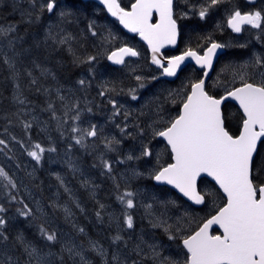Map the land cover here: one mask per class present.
I'll use <instances>...</instances> for the list:
<instances>
[{
  "label": "snow or ice",
  "instance_id": "obj_1",
  "mask_svg": "<svg viewBox=\"0 0 264 264\" xmlns=\"http://www.w3.org/2000/svg\"><path fill=\"white\" fill-rule=\"evenodd\" d=\"M222 2L223 0H204L198 9L199 17L204 19L211 8ZM27 3L31 10L27 11V19L24 21L26 23L38 22L45 13L51 15L59 9L58 0H27ZM99 3L107 9L108 13L116 17L124 28L138 34L148 44L152 53L151 63L162 69L165 76H176L181 64L191 58L205 70L203 77L207 78L209 70L213 67L216 50L227 47V45L211 41L203 54L187 49L181 55L165 58L161 54V49L167 45H176L180 35L177 20L174 18V0H134L130 10L122 8L118 0H99ZM249 3L254 4L255 0H249ZM192 10L195 11V6ZM153 13L158 15L156 22H152ZM58 14L62 20H67L71 15L70 12L62 10ZM181 15L186 16L187 13ZM244 25L264 32V12L255 10L242 13L239 8H234L228 14L227 26L234 33H240ZM88 29L93 36L97 35L93 23H89ZM16 31L17 28L14 25L6 28L0 26V39L6 40L8 48L13 51L15 38L12 34ZM47 38H53L50 30ZM70 39V35L64 36L56 42L63 45ZM209 40H211L210 37ZM68 50L72 52L71 47ZM138 55L139 53L131 47H120L108 55L107 59L114 64H125V57ZM0 57L15 76V61L2 51V45H0ZM94 59V56H88L83 62L91 63ZM76 61H79V57H76ZM241 68L243 71L233 73V78H238L240 85L226 90V94L219 98L210 95L206 90L205 79H198L191 83L190 93L183 99L177 116L164 119L160 116V110L157 109L158 119L149 127L153 128L154 137H160L166 141L167 146L170 147V159L173 162L161 165L159 154H157L158 166L148 173L149 177L160 184L171 185L189 201L202 205L206 203L207 198H214L216 195L214 192L198 191L197 181L203 174L215 181L223 192L224 200L221 205L216 206L215 214L199 221L194 229L191 227L192 222L182 217L177 218L175 223H169L168 219L164 218V213L156 215L151 211L153 205L145 204L146 214L155 217L154 221H150L152 226L161 228L168 240L178 242V246L182 245L183 258L164 256L161 244L147 243L141 239L133 249L136 255L141 257V261L134 260L132 264H142V261L148 260L151 264H264V151H262L264 149V56L254 55ZM248 69L252 71L249 72ZM28 75L31 76V73L29 72ZM135 79L139 87H144L143 77L137 75ZM31 83L35 84L36 80L33 79ZM78 83L84 85L85 81L81 79ZM16 87L19 88V85L17 84ZM129 91L131 98L136 100L138 98L135 94L136 89ZM104 94L105 92L100 93L102 96ZM229 98L234 100L242 111L237 135L230 134L221 113V105ZM59 99L64 102L65 116L68 115L69 110H75L76 115L72 119L78 121L80 119L78 101L70 105L65 102L64 96L59 95ZM14 102L21 105L26 103L20 95H14ZM109 103L112 104L113 115H119L116 103L112 100H109ZM48 110L52 113V119H58L51 103L48 105ZM88 110L91 111V109ZM22 124L26 131L33 127L28 121H22ZM156 124L162 126L156 127L154 126ZM71 131L81 133L74 139L76 144L83 147H87L83 143L85 138L98 135L96 125H90L87 129L73 126ZM121 131L123 132L124 129ZM141 134H143L142 130ZM114 143L119 141L114 138H105V147L109 150H112L111 146ZM0 145L7 147L3 139H0ZM21 146L24 147L23 143ZM55 150L54 147L45 149L40 143H34L31 145V150H27V155L39 164L45 151L54 152ZM152 155L150 148L144 145L140 157L129 155L127 159H140ZM101 162L110 173L111 164L103 159ZM134 174L142 175L140 172H134ZM0 178L7 181L4 185L6 188H17V184L2 167H0ZM56 178L63 185L62 178L59 175ZM134 195L131 191H125L117 199L127 209H133ZM9 199L14 201L15 196L10 194ZM20 203L23 204V201ZM103 207L104 205L101 204L100 208L103 209ZM6 211L7 209L0 205V214ZM17 211L23 217L31 215V209L27 204ZM65 212L69 213V210L66 208ZM123 215L127 228L132 229L133 216L128 212ZM96 216L102 221L100 211L96 212ZM6 223L4 215H0V243H6L9 239L4 231ZM214 225L220 229L219 234L212 233ZM79 232L84 233V229L80 228ZM40 233L50 244L57 242L55 232L49 233L41 228ZM122 240L123 237L117 234L112 238V243L117 244ZM16 241L27 256L26 264H53L54 256L59 260V264H67V261H71V264H91L86 252H92L98 256L100 264H127V259H121L119 251L112 252L109 258L108 250L97 241L89 240L86 249L83 245L64 244L58 253L51 250L43 252L42 249L26 241L22 234L17 235ZM143 244H147L148 252L141 247ZM124 247L127 248V241L124 242ZM0 264H14V262L11 256L0 253ZM15 264L19 262L16 261Z\"/></svg>",
  "mask_w": 264,
  "mask_h": 264
},
{
  "label": "rangeland",
  "instance_id": "obj_2",
  "mask_svg": "<svg viewBox=\"0 0 264 264\" xmlns=\"http://www.w3.org/2000/svg\"><path fill=\"white\" fill-rule=\"evenodd\" d=\"M203 2L204 0H196V3L190 1L187 4L189 9H193V6H195V10H198ZM259 7L264 9V2L261 3ZM211 9L216 11L218 6ZM183 13H187V15L182 16L181 14ZM190 13L191 10L186 9V3L183 1L179 2V16L188 18L190 17ZM229 13L228 10H225L220 16L211 18L210 21L207 20L206 23L209 28L212 23L211 26L215 29L214 32L216 35H213L211 40L217 41L222 45H227V47H225L227 48V52L219 59L214 75L207 86V89L213 93L225 94L226 90L240 85L239 79L233 78V73L243 71L241 66L245 62L251 60L254 55L264 56V32L260 29H253L250 26H245L240 35H235L232 30L231 34L228 32H226V34L221 33L224 31L225 26L228 27L227 17ZM101 24L105 26L104 39H106V42H113L115 45L113 50L124 45L137 47L135 41L119 33L113 25L107 22H101ZM219 29H221V31H219ZM49 30L53 37L51 39L55 40V42L66 35L58 23H54L52 28L46 30V35ZM220 33L224 36L223 38L221 37V39L217 37ZM241 45H245V47H241ZM176 52L177 51L172 52L169 56L176 55ZM103 54L104 53L98 56V61L95 63L93 70L89 71L83 78L91 89L89 92L84 91V93H91L92 95L86 96V103L78 108L80 119L78 121L73 120V125L84 129H87L90 125H96L97 137L85 138L83 143L86 144L87 147L80 146L81 148L89 149L92 153L94 152V155H97V151H105L107 155L110 154V160H108V162L111 164L112 171L109 173L104 169L103 176L110 179L114 184L115 182L112 174L115 172L117 179L116 183L118 185L116 186L114 184L112 190L109 192V196L112 195L113 199L111 200L110 197L107 196V193H105L106 195L101 193L99 183L91 180L89 170L81 164L78 158L66 153L57 156L55 152L45 151L44 156L46 155V157L43 167L45 178L49 180L53 177L56 180V183L51 186L45 185L44 182L38 186L40 191H42L41 188L44 186L45 191L48 193L49 199L48 202H46L45 198L36 191L34 185L31 184V186L25 179L26 177L32 182L37 179L39 175L38 172L41 168L40 163L38 164L36 161L32 160L31 157L27 155V151L22 149L21 145L14 140H12V154L17 155L25 177L17 166L14 165L13 156L12 173L15 174L28 201L32 203L45 222L55 226L54 229L58 231L60 248L64 244H74L83 245L86 249L89 240L97 241L99 245L108 250L109 258L112 252L119 251L121 259H127V264H132L134 260L141 261V257L137 256L133 249L140 243L141 239H143L147 243L156 242L161 244L164 256H173L177 259H182V245L178 246V242L168 240L164 232H160L163 231L161 228H154L152 226L150 221H154L155 217L146 214L144 205L151 203L153 205L151 211L156 215L164 213V218L168 219L169 223H175L177 218L182 217L184 220L192 222L191 227L194 229L203 214L216 209L220 201V196L218 194L221 193H218L217 190H213L211 187H206L203 191L201 190V192H214L216 195L214 198L209 197V204L205 211L194 213L191 211L190 204L184 199L180 196L175 198L171 193L173 190L167 187H164V189H156L153 184H150L149 180L152 181V179L149 177L148 173L158 166L157 154H159L160 164L167 165L165 161L169 159L170 153L166 144L161 139L153 136V128L149 127V125H153L154 121L158 119L157 109L160 110V116L164 119L174 118L179 114L182 101L186 95L189 94L190 85L195 80V69L191 66L188 67L177 82L169 83L160 78L161 72L159 70L151 67L144 59L141 60L140 58L128 60L125 66L117 68L118 71H110V69L104 65ZM107 55H109V53ZM248 71L251 72L252 70L248 69ZM109 72L115 74L117 80L113 79V82L107 80L106 76ZM137 75L144 78L142 81L144 87L142 88L138 86V82L135 79ZM153 77H156V79H153ZM133 88L136 89L135 94L138 97L136 100L131 98V93L129 91ZM105 89H108V91H105ZM112 89H114V91ZM101 92H105L103 95L105 99L103 106L106 105L107 108L100 112L101 115L99 119L94 112L88 109L95 107L96 98L100 97L98 94ZM113 92L117 93L115 98L113 97ZM109 100L116 103L119 115H113L114 110ZM23 109H25V112L28 113L37 124H40L28 106L23 107ZM125 113H127V116H125ZM154 126L160 127L162 125L156 124ZM46 129V127L41 126L39 131L41 133H46ZM121 129H124V131L122 132ZM141 130L143 134H141ZM74 134L76 137L81 135L79 132ZM105 138H114L119 141V143H114L111 146L112 150H109L105 147ZM144 145H147L152 151L153 155L151 157L134 158L132 160L127 159L129 155L140 157ZM120 161L124 162L121 163ZM134 172H140L142 175L137 176ZM57 175L62 178L63 185L57 180ZM149 186L151 188H149ZM118 187H121L123 192H120ZM125 191H131L135 194L132 197L135 205L133 209H127L125 205L117 199V197L122 196ZM82 192H87V195ZM105 192H107V190H105ZM170 201L174 203H169ZM115 202L118 203L116 206ZM88 204L90 207L89 213L86 212ZM101 204L104 205L103 209L100 208ZM66 208L69 210V213L65 212ZM52 209L61 216V220L55 217ZM97 211L101 212L103 217L102 221L97 219ZM125 212L133 216L134 227L132 229H128L124 223L123 213ZM84 222L90 223V225L96 229L98 238L93 237L91 232L85 228ZM80 228L84 229V233L79 232ZM117 234L122 236L123 240L117 244H113L112 238ZM89 236L91 238H89ZM125 241H127V248L124 247ZM32 244L42 249L45 253L51 250V248L47 246V243H41V245ZM141 247L145 252H148L147 244H143ZM51 251L54 252L53 250ZM0 253H6L11 256L14 264L16 261L21 264L18 257L8 247L0 246ZM85 254L91 261V264H100V258L94 253L86 252ZM24 258V261L27 262V256L25 254ZM55 259V256L52 257L53 264H56ZM142 264H151V261H142Z\"/></svg>",
  "mask_w": 264,
  "mask_h": 264
},
{
  "label": "trees",
  "instance_id": "obj_3",
  "mask_svg": "<svg viewBox=\"0 0 264 264\" xmlns=\"http://www.w3.org/2000/svg\"><path fill=\"white\" fill-rule=\"evenodd\" d=\"M122 7L127 8L129 6L128 0H118ZM186 3V9L191 10L190 17L180 19V31L181 40L177 52H184L187 49H192L197 52H203L210 44L212 40H209L213 35L215 29L211 26L207 27V20L220 16L222 12L228 10L231 12L234 8H239L242 13L264 9L259 7L264 0H258L254 5H249L248 0H223L218 6L216 11L210 9L208 15L201 19L198 15V10L193 11L189 9L188 2L196 0H182ZM128 2V3H127ZM59 9L54 14L45 13L38 22L26 23L27 11L31 10L27 0H0V26L8 27L14 25L17 31L12 34L15 38L14 51L9 49L7 41L0 39V45H2V51L7 53L9 57H12L16 64V75L14 76L12 71L7 65L3 63L2 57H0V139L5 140L7 147L0 145V167L8 173L9 177L17 184L16 189L5 187L7 184L3 178H0V205H3L7 211L4 215L7 223L4 231L8 236L6 243H0V246L8 247L20 260L21 264H26L24 261V254L22 247L17 243L16 237L18 234H22L26 241L41 245V243H47V246L51 248L55 253L60 250L59 237L54 228L45 222L43 217L35 209L30 201L26 198L22 187L14 173H12V156L14 165L20 170L24 176V171L21 167L20 161L16 154H12V140L19 141V144L23 143L22 149L27 151L31 150V145L34 143H40L42 147L48 149L54 147V151L57 156H61L62 153L69 154L75 158H78L81 164L89 170V176L91 180L97 181L100 185L101 193H107L112 190L116 183L115 172L112 174L114 177V184L107 177L103 176L104 166L101 162L103 160H110V154L107 155L105 151H97V155H94L89 149L81 148L80 145L75 143L76 135L72 133L71 129L73 125L72 117L76 115L75 110H69L68 115L65 116L64 102L59 99V95L66 98L67 103L74 104L78 101V108L86 103V96H91L89 92L90 87L85 82L84 85H80L78 81L84 78V76L92 71L95 63L98 61V56L103 54V62L110 71H118L117 68L112 67L107 61V54L115 48V45H109L106 42L105 26L101 22H107L119 31V33L126 35L119 27L115 20L108 17L105 10L99 7L96 3L83 0H58ZM70 12L71 15L67 20H62L58 13L59 11ZM215 15V16H214ZM23 17V18H22ZM192 18V19H191ZM54 23H58L64 30L67 36H71V39L66 44L56 43L55 40L47 38L45 34L46 30L53 27ZM89 23L94 24V30L97 35L93 36L88 29ZM103 27V28H101ZM104 29V30H103ZM102 30V31H101ZM221 31V29H219ZM232 33L231 30L225 26L223 34ZM220 34L217 35L219 39ZM227 33V34H228ZM65 35V36H66ZM46 36V37H45ZM128 36V35H126ZM129 39L136 42L135 48L141 60L144 59L149 64V55L147 48L137 39L136 36H128ZM106 45V47H105ZM108 45V46H107ZM110 46V47H109ZM71 47L72 52H69ZM74 53V55H73ZM172 52L165 53L169 56ZM88 56H94L95 59L91 63L83 62ZM76 57H79V61H76ZM31 73V76L28 73ZM186 70L183 72V74ZM108 76V77H107ZM106 79L113 82L116 79L115 74H109ZM195 80L201 79V74L197 71L194 72ZM35 79L36 83L32 84L31 81ZM117 80V79H116ZM17 84L19 88H17ZM84 91H86L84 93ZM209 94L218 96L217 93H213L209 89ZM59 92V95H58ZM115 93V97H116ZM14 95H20L26 103L21 105L14 102ZM100 96L96 98L95 107L90 108L91 112H94L97 118L100 119V112L105 110L107 106H103L104 97ZM101 101V102H100ZM52 104L56 116L58 119H52V113L48 110V105ZM28 108L33 112L40 124L25 112L23 107ZM242 114L238 108L227 103L223 107V116L225 118L226 127L233 135H237L240 128V116ZM22 121L31 122L33 127L29 130L23 128ZM59 125V128H58ZM41 126L46 127V133H41L39 128ZM70 132V134L68 133ZM62 133V134H61ZM15 137V139H13ZM69 137V138H68ZM69 139V140H68ZM64 142V143H63ZM66 142V143H65ZM264 151V149H262ZM45 157H42L40 162V171L35 181L25 179L31 185H34L36 191L45 198L48 202L49 195L42 186V191L39 187L42 182L47 186H51L56 183L55 178L51 177L49 180L45 178L43 167L45 165ZM170 158V155H169ZM168 162H171L168 159ZM20 164V165H19ZM110 176V175H109ZM76 181V180H75ZM31 185V186H32ZM80 187V186H79ZM200 190H204L206 187H211L213 190H217L215 185L206 179H203L199 183ZM119 188V187H118ZM120 192H123L121 187ZM107 190V192H105ZM99 191V193H100ZM218 191V190H217ZM216 191V192H217ZM119 192V195H120ZM87 195V192H82ZM219 193V191H218ZM15 196L14 201H10L9 195ZM113 199V196H109ZM23 201V204L20 203ZM24 204H27L31 209V215L23 217L19 214L17 209H23ZM89 204L86 207V212L89 213ZM55 217L61 220V216L53 209ZM85 228L91 232L92 236L98 238L96 229L93 228L90 223L84 222ZM43 228L46 232H55L57 235V242L50 244L46 241L40 233V229ZM56 264H59V260L55 259ZM67 264H71V261H67Z\"/></svg>",
  "mask_w": 264,
  "mask_h": 264
},
{
  "label": "water",
  "instance_id": "obj_4",
  "mask_svg": "<svg viewBox=\"0 0 264 264\" xmlns=\"http://www.w3.org/2000/svg\"><path fill=\"white\" fill-rule=\"evenodd\" d=\"M83 1H85V2L92 1V2L96 3L99 7L103 8V9L105 10V12H106V14L108 15L109 18H111L112 20H115V21L118 23L119 27L122 29V31H124V33H126V34L129 35V36H136L137 39H138V40H139V41H140V42H141V43L147 48V50H148V55H149V65H150L151 67H153V68H155V69H157V70H159V71L161 72V75H160V78H161V79H163V80H165V81H167V82H169V83H174V82H176V81L182 76V73H183L188 67H190V66L193 67V68H195V69L198 70V71H203V72L205 71L204 69H201V68L199 67V65H197V64L195 63L194 60H192L191 58H188V59H186V60L184 61L183 64H181L180 68L177 70V74H176V76L169 77V76H165V75H163V71H162V69L158 68L156 65H154V64L151 63V57H152L151 49L148 47V44H147L144 40H142V39L139 37L138 34H136V33H132V32H129L128 29L124 28V26L119 22V20H118L116 17H113L110 13H108L107 9H106L102 4L99 3V0H83ZM256 1H257V0H255V2H256ZM248 2H249V0H248ZM118 3L120 4L119 1H118ZM120 5H121V4H120ZM121 7H122V5H121ZM122 8H123V7H122ZM130 8H131V7H130ZM130 8H129V9H125V8H124V9H125V10H130ZM157 20H158V15H157L156 13H153V21H152V22H156ZM177 25H178V22H177ZM178 29H179V25H178ZM242 29H243V27H242ZM232 32H233V31H232ZM233 33H234V32H233ZM241 33H242V31H241L240 33H234V34H235V35H240ZM179 41H180V35L178 36V39H177V43H176V45H174V46H173V45H167V46H165L163 49H161V54H162L165 58H167V56H166L165 53H166V52H175V51L178 49ZM217 43H219V42H217ZM220 44H221V43H220ZM121 47H131V46H129V45H124V46H121ZM119 48H120V47H119ZM119 48H117V49H115V50H113V51H117ZM131 48H133V47H131ZM133 49L136 50L135 48H133ZM113 51H111V52L109 53V55H110ZM136 51H137V50H136ZM205 51H206V49H205ZM137 52H138V51H137ZM226 52H227V48H225V47L216 50V56L213 58V67H212L211 70H209L208 77L205 78V77L202 76V78H201V79H205L206 87H207L208 83L210 82L211 78L213 77V74H214L215 69H216V67H217V64H218V62H219V59H220V58H221ZM183 53H184V52H183ZM183 53H180V54H178V55H181V54H183ZM202 54H203V53H202ZM178 55H175V56H178ZM138 56H139V55H138ZM138 56H136V57H125V64L127 63L128 60H131V59H137ZM170 57H172V56H170ZM108 62H109V64H110L112 67H115V68H121V67L125 66V64H114V63H112V61H110V60H108ZM237 87H238V86H237ZM189 93H190V91H189ZM225 94H226V93H225ZM225 94H223V95H225ZM223 95H222V96H223ZM217 98H219V97H217ZM227 103H232L233 105H235V106L238 108V110L240 111V113L242 114V111L239 109V105H238L234 100H231V99L229 98L228 100H226V101L221 105V113H222V117H224V116H223V107H224V105L227 104ZM181 107H182V105H181ZM181 107H180V110H181ZM230 134H231V133H230ZM90 138H93V137H90ZM157 138H158V139H161V140L166 144V146H167V143H166V141L163 140V138H160V137H157ZM167 147H168V146H167ZM168 148H169V150H170V147H168ZM170 153H171V151H170ZM171 162H173V161H171ZM203 179H206V180H208L209 182L213 183V184L215 185V187L217 188V190H218V191L222 194V196L224 197L222 190L219 189V186L215 183V181H213V180L211 179V177H207L206 175H203V174L201 175L200 178H198V181H197V188H198V191H200L199 183H200ZM153 182H154L155 185H158V186H164V187H167V188L173 190V191L176 192L181 198H183L186 202H188L189 204H191L192 206H194V207H196V208H201V207L204 206V204H202V205H196V204H194L192 201H189V200L187 199V197H184L182 193H180L177 189L173 188L171 185L160 184V183L156 182L155 180H153ZM214 229H216V230H218V231L220 232V229L218 228V226L214 225L213 228H212V230H214ZM212 230H211V231H212Z\"/></svg>",
  "mask_w": 264,
  "mask_h": 264
},
{
  "label": "flooded vegetation",
  "instance_id": "obj_5",
  "mask_svg": "<svg viewBox=\"0 0 264 264\" xmlns=\"http://www.w3.org/2000/svg\"><path fill=\"white\" fill-rule=\"evenodd\" d=\"M182 0H174V18L177 20V22H178V25H179V32H180V40H181V31H180V19H184V18H182V17H180L179 16V14H178V4H179V2H181ZM258 1V0H257ZM256 1V2H257ZM128 2H129V6H128V9L131 7V4L134 2V0H128ZM127 2V3H128ZM255 2V3H256ZM254 3V4H255ZM248 4L249 5H254L253 3H249L248 2ZM124 8V7H123ZM125 9H127V8H125ZM245 26H249V25H244L243 26V28L245 27ZM126 34V33H125ZM127 35V34H126ZM134 37V36H133ZM215 42H217V41H215ZM179 44H180V41H179ZM178 48H179V46H178ZM176 51H178V49L176 50ZM205 51V50H204ZM203 51V52H204ZM203 52H198V53H200V54H202ZM167 53V52H166ZM180 53H183V52H176L175 54L176 55H178V54H180ZM175 56V55H174ZM168 57H170V56H168ZM218 65V64H217ZM195 71H197V72H199L200 74H201V78H202V76H203V71H198V70H196L195 69ZM214 75V74H213ZM194 82H196V81H194ZM193 82V83H194ZM218 94V96H216V97H221L223 94H220V93H217ZM214 96V95H213ZM169 153H170V150H169ZM170 155V157H171V153L169 154ZM169 158V157H168ZM170 159V158H169ZM171 160V159H170ZM165 162H167V164L168 163H171V162H168V159L165 161ZM149 183L150 184H153L154 186H155V188L156 189H164V186H158V185H155L154 184V182H153V179H152V181H150L149 180ZM174 196H175V198H178L179 197V195L176 193V192H171ZM219 196H220V201H219V204L218 205H221L222 203H223V200H224V197L221 195V194H218ZM183 199V198H182ZM188 203V202H187ZM118 203L117 202H115V206L117 205ZM209 204V198H207L206 199V203L204 204V206L203 207H201V208H196V207H194V206H192L191 204H190V207H191V211L192 212H201V211H205L206 210V207H207V205ZM215 211H216V209H214V210H211V211H208L207 213H205V214H203V216H202V218L200 219V221H202V220H205V219H207V218H210L211 217V215H213V214H215ZM160 232H163V231H160ZM212 233L213 234H219L220 232L218 231V230H216V229H214V230H212Z\"/></svg>",
  "mask_w": 264,
  "mask_h": 264
},
{
  "label": "bare ground",
  "instance_id": "obj_6",
  "mask_svg": "<svg viewBox=\"0 0 264 264\" xmlns=\"http://www.w3.org/2000/svg\"><path fill=\"white\" fill-rule=\"evenodd\" d=\"M101 9H102V8H101ZM191 19H192V18H191ZM101 28H103V27H101ZM112 28H113V27H112ZM112 28H111V29H112ZM103 30H104V29H103ZM101 31H102V30H101ZM113 31H114V30H113ZM113 31H112V32H113ZM107 33H109V32H107ZM114 33H115V32H114ZM114 36H115V35H114ZM112 41H114V40H112ZM112 41H111V42H112ZM112 43H113V42H112ZM113 44H114V43H113ZM109 45L111 46L112 44L109 43ZM107 46H108V45H107ZM110 46H109V47H110ZM105 47H106V45H105ZM84 86H85V85H84ZM113 93H114V92H113ZM126 93H127V92H126ZM114 94H115V93H114ZM120 95H121V94H120ZM123 95H124V94H123ZM107 96H108V95H107ZM116 96H117V94H116ZM113 97L115 98V95H114ZM98 98H99V97H98ZM100 102H101V101H100ZM87 118H88V117H87ZM68 133L70 134V132H68ZM72 133H73V132H72ZM68 138H69V137H68ZM68 140H69V139H68ZM63 143H64V142H63ZM65 143H66V142H65ZM140 180H141V179H140ZM138 182H139V180H138ZM141 182H142V180H141ZM139 184H140V183H139ZM140 185H141V184H140ZM144 185H145V184H144ZM145 187H146V186H145ZM149 188H151V187L149 186ZM133 190H134V189H133ZM104 230H105V229H104ZM90 235H91V234H90ZM89 238H91V237L89 236Z\"/></svg>",
  "mask_w": 264,
  "mask_h": 264
}]
</instances>
